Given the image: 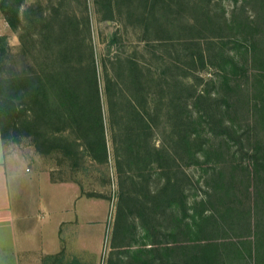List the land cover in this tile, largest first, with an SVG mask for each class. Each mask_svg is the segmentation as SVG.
Masks as SVG:
<instances>
[{
  "label": "trees",
  "instance_id": "1",
  "mask_svg": "<svg viewBox=\"0 0 264 264\" xmlns=\"http://www.w3.org/2000/svg\"><path fill=\"white\" fill-rule=\"evenodd\" d=\"M96 1L106 20H114L123 8L122 0ZM24 2L0 0L11 27L21 29L20 55L27 62L25 70L13 69V76L0 75V130L6 140L12 133L3 122L13 120V141L32 135L41 152L62 151L75 167L88 170L92 165L104 173L110 160L109 128L121 178L127 176L138 187V176L143 193L130 189L122 194L109 264H264V39L253 37L246 51L239 41L237 51H219L216 65L225 93L216 96L177 75V62L160 67L135 54L110 51L101 69L89 16L80 21L75 13L63 15L58 5L46 11L34 4L22 14ZM130 2L128 16L137 17L144 33L160 29L159 0ZM210 4L195 3L197 17L188 29L216 24ZM34 27L38 30L32 32ZM8 52L6 37L0 35V69ZM190 62L206 66V52L191 54ZM206 100L207 109H195ZM244 104L252 114L248 125L258 131L255 136L240 132L235 119L221 114ZM163 122L171 125L174 152L153 140ZM206 126L219 144L205 135ZM231 140L238 149H232ZM236 151L248 163L207 168L202 183L207 188L190 199L191 181L179 174L178 157L187 164L212 158L220 162ZM134 212L144 228L137 247L138 225L128 218Z\"/></svg>",
  "mask_w": 264,
  "mask_h": 264
},
{
  "label": "rangeland",
  "instance_id": "2",
  "mask_svg": "<svg viewBox=\"0 0 264 264\" xmlns=\"http://www.w3.org/2000/svg\"><path fill=\"white\" fill-rule=\"evenodd\" d=\"M168 4H163L158 8L157 22L162 25L160 29H152L151 32L144 33L137 25V17H129L128 11L132 7L130 0H122V10L117 11L115 19H105L103 12L99 10L101 4H98L96 0H25L22 5L21 12L28 9L27 7L34 4L36 8L42 6L46 11H50L54 5H58L64 15L70 13L72 16L77 15L80 21L89 16L91 25V40L94 45L95 51H97V58L102 69V61L105 55L120 53L122 55L135 54L142 61L150 63L151 61L164 67V65L171 62H177L181 66L178 70L180 76L196 85L200 91L209 90L214 95L222 96L225 91L220 84V75L218 74L216 55L219 51H232L237 49L234 44L239 41L241 43L242 51H246V46L252 41L253 37H259L264 39V0H211V12L216 24L207 28H203L200 31H192L188 29V23L194 21L196 15L195 3L200 0H166ZM136 3L139 0H135ZM166 2V3H167ZM208 2V0H207ZM23 16V15H22ZM155 19V18H154ZM248 28L245 29V26ZM38 29H35L36 31ZM21 29L15 30L11 27L4 13L0 9V35H4L8 42V54L4 65L0 69V75L3 77L13 76V69L25 70L27 68L26 60L20 55L23 49V45L20 40ZM36 35V34H35ZM264 42V40H263ZM202 49L206 52V66L202 64H196L190 62V55L197 53ZM35 51V50H32ZM212 57V62H211ZM250 67V66H249ZM252 68L250 67V72ZM252 80V79H251ZM243 81L246 82V77H243ZM216 82V84L214 83ZM251 83V82H250ZM220 84V85H219ZM248 92L244 90L241 93L242 97H246ZM104 106L107 109L106 99L104 97ZM198 104L195 107L196 110H205L210 101L206 100ZM234 109H237L234 111ZM107 111V110H106ZM226 118L236 120V125L242 133H251L257 135V129L247 123V119L252 118L251 112L248 111V105H241L239 108L235 106L230 107L229 112H221ZM164 117V116H163ZM108 121V120H107ZM5 123L9 129H11L10 137L6 139L7 143L17 144L18 147L25 152L27 157L33 159L35 163L49 170L54 180L73 181L79 187L81 202L83 205V213H81L80 220L82 228L87 225L88 216L86 212L90 211L92 217L97 216V220L93 219L92 222L97 225L91 224L94 227L96 233L92 234V240L96 237V247L92 248L94 252L92 256L87 255L83 258L85 260H96V264H109V257L112 251V240L116 220L118 218L119 205L123 192L129 193L130 189L135 190L138 194L142 193V187L140 185L141 179L137 176L138 187H133L131 179L124 177L121 178L117 163L115 160V152L113 147L112 133L108 128V144L110 149L109 166L104 173H101L96 167L90 165L88 170L75 167L74 160L62 151L53 152H41L35 144L34 137L32 135L23 136L19 141H13V120H6ZM108 125V123H107ZM210 126L205 127V135L212 138V141L219 144V139L210 134ZM171 125L163 122L156 128L153 134V140L157 144H164L172 152L175 151V145L171 138ZM206 138V137H205ZM207 141H211L210 138H206ZM232 149H238V144L233 140L230 141ZM185 158V157H184ZM178 157L179 169L181 176H188L189 183V197L193 199V194L198 192L204 193L202 183L205 178L206 170L211 169L214 166H224L230 168V165H240V162L247 164V157L240 151L226 153L224 160L216 162L215 158L209 163L201 162L199 164H187L188 160ZM218 161V160H217ZM125 176V175H124ZM156 174L153 175L151 183L154 184ZM199 194V195H200ZM83 197V199H82ZM91 199L97 201V205H90V208L86 207L85 201ZM124 203V202H123ZM124 209H127L126 203H124ZM106 215V220L101 224V215ZM8 217V216H7ZM2 216L0 221V264H16L15 255L17 256V249L13 252V235L10 233V227L13 226L10 218ZM131 222L138 225V229H135V235L137 241L134 247H137L142 241L144 235V228L141 219L137 212L128 215ZM87 227V226H86ZM84 229V228H83ZM95 237V238H94ZM79 242V240H78ZM84 242V241H82ZM88 248V247H87ZM76 251H85L83 247H76ZM90 250V248H88ZM121 251L120 255H125L124 248L118 249ZM125 253V254H122ZM22 264L28 258V255L23 253L18 254ZM58 258H46L43 257L42 264H73V256H68L67 252L57 255ZM75 258V257H74ZM58 259V261H57ZM67 262H62V260ZM78 259V258H75Z\"/></svg>",
  "mask_w": 264,
  "mask_h": 264
},
{
  "label": "crops",
  "instance_id": "3",
  "mask_svg": "<svg viewBox=\"0 0 264 264\" xmlns=\"http://www.w3.org/2000/svg\"><path fill=\"white\" fill-rule=\"evenodd\" d=\"M78 187L73 181L54 180L49 170L38 166L17 144L7 143L0 130V221L2 216H8L13 223L10 233L13 252L17 249L16 264H22L20 253L28 255L25 264H42L44 256L60 252L64 256V251L73 256L68 262L96 264V260L83 257L87 255L86 250L89 256L96 252L92 251L97 237L92 240L96 232L91 224L97 225V216L92 217L87 211L90 223L82 228L83 205ZM92 204L97 205V201L87 199L85 209ZM92 218L96 219L95 223ZM100 218L104 225L106 215ZM80 246L84 252L76 251Z\"/></svg>",
  "mask_w": 264,
  "mask_h": 264
}]
</instances>
